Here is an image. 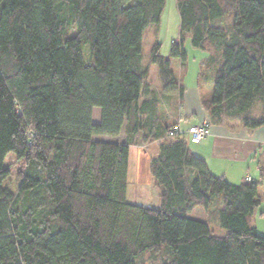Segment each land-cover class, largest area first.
Instances as JSON below:
<instances>
[{
  "label": "trees",
  "instance_id": "trees-1",
  "mask_svg": "<svg viewBox=\"0 0 264 264\" xmlns=\"http://www.w3.org/2000/svg\"><path fill=\"white\" fill-rule=\"evenodd\" d=\"M165 3L0 0V264H136L162 244L168 256L157 264H264L252 224L264 166L237 183L212 174L186 133L170 134L156 95L139 103L151 65L163 92L176 89L172 62L185 69L189 35L207 52V121L264 126V0H175L169 53L156 41L143 63V34L153 26L156 36ZM126 122L123 142L93 137H115ZM138 131L158 141L149 162L156 207L126 200ZM8 154L23 164L15 172ZM215 197L224 234L188 215Z\"/></svg>",
  "mask_w": 264,
  "mask_h": 264
},
{
  "label": "crops",
  "instance_id": "crops-1",
  "mask_svg": "<svg viewBox=\"0 0 264 264\" xmlns=\"http://www.w3.org/2000/svg\"><path fill=\"white\" fill-rule=\"evenodd\" d=\"M205 58L206 55L202 57L200 66L204 65ZM173 64L176 65L174 66ZM172 68L177 87L173 91L163 92L158 82L156 66H150L149 73L150 70H153L152 73H155V79L157 86L159 85V89L155 88L153 83H151L152 80L149 79L148 74L146 85L150 84V86L146 87L139 103L146 101L153 94L156 95L158 98L153 100L152 104L154 102L156 104H162L160 107L158 105L157 110L162 115V122L165 126L172 125L174 128H179L186 133L189 126L198 123L204 118L208 119L202 102L211 93L212 77L208 76L206 83H204L201 80L200 68L197 70V73L188 75L186 69H183L179 65L178 60H173ZM181 86L183 89L180 91L179 87ZM123 128L117 136L123 134L126 129ZM141 135V131H138V134L136 133L134 137L135 141L136 139L140 141ZM98 136L105 137L102 135ZM124 136H126L125 133ZM93 137L98 138L97 135ZM115 137H109L104 140L119 142L125 140V137L123 139H116ZM135 141L132 143H135ZM148 141L151 142V140ZM154 142L156 143V141ZM135 144L144 145L146 142L140 141V143L137 142ZM188 147L193 154L206 161L210 172L214 175H222L234 183L244 179H257L260 178V169L264 166V126L247 129L233 121L212 123L210 124V134L198 143L189 140Z\"/></svg>",
  "mask_w": 264,
  "mask_h": 264
},
{
  "label": "rangeland",
  "instance_id": "rangeland-1",
  "mask_svg": "<svg viewBox=\"0 0 264 264\" xmlns=\"http://www.w3.org/2000/svg\"><path fill=\"white\" fill-rule=\"evenodd\" d=\"M178 26H179V16L175 6V0H166L160 22L156 26V36L152 34L154 31V27L151 26L147 29L143 34L142 39V61L143 63L148 61V57L150 54V47L156 41L161 42V53L162 55H167L169 53L170 47V39L175 38L178 35ZM184 47L187 52V65L185 67L188 75L197 73V70L200 68V63L202 61V57L207 55V52L200 49L195 48L191 45L190 36L187 35L184 42ZM88 45L86 43L82 44L81 49L84 58H88L86 54H88L87 49ZM174 66L176 64H173ZM154 68V67H153ZM155 69V68H154ZM153 70H150L149 79L152 80L154 87L159 89V85L157 86V82L155 79V73H152ZM209 71V70H208ZM207 71V72H208ZM206 77H208L206 75ZM148 80V81H150ZM204 83H206V78L202 77L201 79ZM150 84L146 85L149 87ZM161 89V87H160ZM159 107L162 105L158 103ZM178 111V110H177ZM99 108L93 109V121H97L99 118ZM129 121V120H128ZM202 122H207L209 132L202 138L200 141H203L208 134H210V123L207 121V118L202 119L196 124H201ZM127 123V122H126ZM124 125L128 126V123ZM195 125V124H193ZM192 126V125H191ZM190 127V126H189ZM127 129L123 132V134L115 137L116 139H123L124 133L126 134ZM189 137L190 134L186 133ZM105 137H99L101 139H106L109 135H102ZM114 138V137H113ZM141 142H146L144 145H136L135 143L140 141H135L129 147V167H128V175H127V191H126V200L131 203H136L142 206H157L159 202V190L157 186L154 184L152 177L149 172V162L152 156L156 154V147L158 141L156 143L154 141L147 142L143 134L140 138ZM190 140V138H189ZM191 141V140H190ZM199 141V142H200ZM198 143V142H195ZM191 145V144H190ZM13 159V154H8L5 160V164H11V169L15 172L17 169L22 167V162H16ZM261 185V186H260ZM259 185L258 194L261 198V204L256 208L254 213L252 224L256 227V231L259 235L264 236V213L260 214V211H264V173L261 178V183ZM217 197L213 198L209 208L205 209L201 206L194 208L191 212L188 213L190 217L206 220L211 229L215 234H224L226 229L221 225L218 215L215 213ZM159 205V204H158ZM167 246L162 244V246L157 250H145L134 257V261L136 264H157L162 260L167 258Z\"/></svg>",
  "mask_w": 264,
  "mask_h": 264
},
{
  "label": "built area",
  "instance_id": "built-area-1",
  "mask_svg": "<svg viewBox=\"0 0 264 264\" xmlns=\"http://www.w3.org/2000/svg\"><path fill=\"white\" fill-rule=\"evenodd\" d=\"M208 124L207 122H202L201 124H195L190 126L187 130L186 133L190 134L189 138L192 142H199L200 139H202L208 132ZM173 133H185L179 128L174 129L173 131H170V134L172 135Z\"/></svg>",
  "mask_w": 264,
  "mask_h": 264
},
{
  "label": "bare ground",
  "instance_id": "bare-ground-1",
  "mask_svg": "<svg viewBox=\"0 0 264 264\" xmlns=\"http://www.w3.org/2000/svg\"><path fill=\"white\" fill-rule=\"evenodd\" d=\"M189 128V127H188ZM183 131V130H182Z\"/></svg>",
  "mask_w": 264,
  "mask_h": 264
}]
</instances>
